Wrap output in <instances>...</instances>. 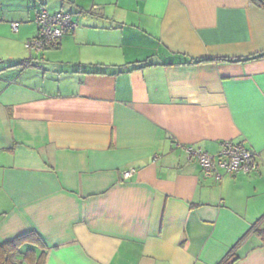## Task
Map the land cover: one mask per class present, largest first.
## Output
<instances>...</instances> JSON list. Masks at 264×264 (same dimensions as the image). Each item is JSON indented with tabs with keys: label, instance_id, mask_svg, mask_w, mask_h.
I'll return each instance as SVG.
<instances>
[{
	"label": "crops",
	"instance_id": "crops-1",
	"mask_svg": "<svg viewBox=\"0 0 264 264\" xmlns=\"http://www.w3.org/2000/svg\"><path fill=\"white\" fill-rule=\"evenodd\" d=\"M261 1L0 0V243L34 231L45 264H264V58L194 62L264 53ZM41 9L74 16L62 62L24 49ZM224 142L257 171L215 182L184 150Z\"/></svg>",
	"mask_w": 264,
	"mask_h": 264
},
{
	"label": "built area",
	"instance_id": "built-area-1",
	"mask_svg": "<svg viewBox=\"0 0 264 264\" xmlns=\"http://www.w3.org/2000/svg\"><path fill=\"white\" fill-rule=\"evenodd\" d=\"M36 36L25 43L28 50L37 52L56 46L67 32L74 29L71 14L59 12L50 14L41 9L36 16ZM18 24H12L17 30ZM185 152L199 164L203 177L220 181L227 174H250L257 171L256 154L241 144L224 142L216 155H209L200 148L186 147ZM131 172L124 173L129 177Z\"/></svg>",
	"mask_w": 264,
	"mask_h": 264
},
{
	"label": "trees",
	"instance_id": "trees-1",
	"mask_svg": "<svg viewBox=\"0 0 264 264\" xmlns=\"http://www.w3.org/2000/svg\"><path fill=\"white\" fill-rule=\"evenodd\" d=\"M251 2L258 8L263 7V3L261 0H251ZM60 43V42H59ZM59 43L48 49H55L59 46ZM45 49V50H48ZM264 58V53L259 54L257 56L245 57V58H237V59H200L194 61L196 64L201 63H209V62H246L254 59H262ZM143 66H151V63L142 62ZM29 65V61L25 60L20 63V66L26 67ZM102 74V73H97ZM257 162V157H256ZM198 164V163H197ZM199 165V164H198ZM200 167V166H199ZM258 167V163H257ZM201 169V168H200ZM202 173V170H201ZM203 176V174H202ZM214 180V179H212ZM222 180V179H221ZM220 180V181H221ZM215 181V180H214ZM219 182V181H215ZM263 217H260L250 229V233H253L264 240V229H259V224ZM24 248V249H23ZM234 250V248H233ZM47 254V249L41 237L37 235L36 232L30 231L19 235L9 241L4 243H0V264H45V258ZM237 258L232 253V251L224 257L218 264H234Z\"/></svg>",
	"mask_w": 264,
	"mask_h": 264
},
{
	"label": "rangeland",
	"instance_id": "rangeland-1",
	"mask_svg": "<svg viewBox=\"0 0 264 264\" xmlns=\"http://www.w3.org/2000/svg\"><path fill=\"white\" fill-rule=\"evenodd\" d=\"M71 20L72 21L74 20V16L73 15L71 16ZM24 47H25V45H24ZM24 49H26V48H24ZM32 51L35 54H38L39 53V52L35 51L34 49H32ZM40 52H41V54H45L46 56L48 54H51L50 57L48 58V60L51 61V62H62L66 57L68 58V52H66V51H63V52H54V50H48V51L42 50ZM53 65H57V64L56 63H49V64H47L48 69H51V67ZM46 76H49L50 77V76H52V74L48 72V73H46Z\"/></svg>",
	"mask_w": 264,
	"mask_h": 264
}]
</instances>
